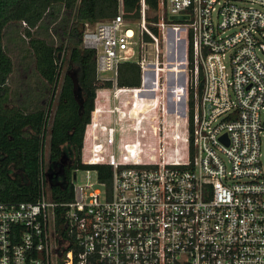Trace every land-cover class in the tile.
I'll use <instances>...</instances> for the list:
<instances>
[{
    "label": "built area",
    "instance_id": "2783aa9c",
    "mask_svg": "<svg viewBox=\"0 0 264 264\" xmlns=\"http://www.w3.org/2000/svg\"><path fill=\"white\" fill-rule=\"evenodd\" d=\"M139 5L137 21L119 9L81 37L113 89L96 92L80 162L110 166V188L74 170L71 200L55 202L42 165L35 201L0 202V264H264V0H158L149 23ZM121 62L139 66L138 87L116 86ZM104 92L122 98L105 109ZM151 110L163 115L154 147Z\"/></svg>",
    "mask_w": 264,
    "mask_h": 264
},
{
    "label": "trees",
    "instance_id": "16d2710c",
    "mask_svg": "<svg viewBox=\"0 0 264 264\" xmlns=\"http://www.w3.org/2000/svg\"><path fill=\"white\" fill-rule=\"evenodd\" d=\"M157 1L145 0L148 23L157 21L156 14H148V10H157ZM119 3L120 0H0V202L10 205L20 201H35L39 194L42 165L51 174L48 192L50 199L55 202L71 200L72 173L78 168L94 169L98 181L105 188H110V166L80 162L84 127L89 122L96 92L100 88L112 87L111 81L100 82L97 79L96 53L81 45V37L85 22L112 18L118 12ZM121 5L125 18H139V0H121ZM57 20V27L60 28L59 33H56L57 44L49 42L44 36L34 35L36 29L47 33L48 25ZM11 22L25 25L35 73L45 97L50 91L54 92L61 65L65 66L52 116L53 95L47 99L46 108L31 102L33 105L29 109L26 104L10 100L11 91L7 80L13 64L2 40L5 27ZM149 26L159 36L157 28ZM53 31L56 32L55 27ZM145 39L149 37L145 36ZM167 48L169 53L168 44ZM177 64L167 66H174L172 72L178 75L183 69L182 64ZM139 84V66L133 62L119 63L116 86L138 87ZM201 87L202 75L199 73L198 93ZM136 96L139 104L142 96L139 93ZM97 99L100 102L101 96ZM192 102L193 89L189 93L190 106ZM143 105H138L142 111L145 109ZM45 146L48 149L46 162L43 157ZM57 222H60L58 217Z\"/></svg>",
    "mask_w": 264,
    "mask_h": 264
},
{
    "label": "rangeland",
    "instance_id": "374dc122",
    "mask_svg": "<svg viewBox=\"0 0 264 264\" xmlns=\"http://www.w3.org/2000/svg\"><path fill=\"white\" fill-rule=\"evenodd\" d=\"M118 6H119L118 10L122 9L121 0H120V3ZM148 14H149V16H153L154 14H156V11L148 10ZM132 21L135 22V21H137V19L132 20ZM57 26H58V20L55 21L54 24L48 25L49 30L47 31V33H45L41 29H36V32L34 33V35L35 36L36 35L44 36L49 42L57 44L58 43V39H57L58 37H57L56 33H59V30H60V28ZM54 27L56 29V32L53 31ZM132 27L135 31H137V24H132ZM2 41H3L4 49H5L6 53L10 56V58L12 60V64H13L12 72L10 73L8 80H7V84L9 86L10 91H11V93H10L11 102H12V100H14V102L17 104H22V105L26 104L29 109H31V106L33 105V104H31V102L35 103V105L40 104L39 106L46 108L47 99H49L51 97V95H53L54 96L53 106L51 107V110H50V116H52L54 109H55L56 102H57L56 98H57L58 93H59V88H60V83H61V74L65 68L64 64L61 65L60 77H59L58 82L55 86L54 92L50 91L48 96L45 97L44 96L45 94L43 93L44 90L42 88V84L39 80V77L35 73L34 57H33V54L31 53V51L28 47L27 37L25 36V25H24V23H21V22L9 23L3 31V40ZM160 46L163 47V43L162 44L160 43ZM144 48H145L144 53H146L149 57H151L152 51H153L152 45L147 44ZM259 56L261 59L264 60V54L263 53H259ZM168 62H169V59H168ZM100 89H103V88H100ZM110 89L112 90L113 87ZM111 90H110V93H111ZM34 98L37 100H35ZM121 98H122L121 95L116 96L115 98L111 95L110 102H107L105 105L102 103V99H100L101 107H103L105 109H107L109 107H113V106L118 104V99H121ZM126 98L129 99V97H126ZM123 99H124V97H123ZM37 103H39V104H37ZM161 104H163V102L162 103L159 102L157 109H159V107H161ZM168 109H169V107H168ZM167 115H168V113H167ZM100 116H101V118H103L105 116V119L106 118L109 119L108 114L105 112L100 113ZM144 116H145L144 122L141 123V125L143 126L144 130L147 133L145 134L146 137L142 138V140L144 142L150 143L151 144L150 147H154L157 144V136H153L151 133V130L153 129L152 127H154L157 129L158 133H160V131L162 130V126H163V124H162L163 115H161L160 110H159V114H157V110H156V112H153L151 110L149 115H148V113H145ZM114 119H115V114L112 115L111 121H109V125H111V126L115 125V121H113ZM168 120H170V119L168 118ZM169 122H171V121H169ZM120 136H121L120 131L115 133L114 143L111 146V152L113 153L115 158H117V153H118L117 141L119 140ZM47 145H48V143H47ZM47 154H48V149H47V146H45L44 155H43L44 162H46V160H47ZM156 159H157V157H156ZM88 170L89 171L86 172V169L78 168L75 171L77 183L92 182V183H94V186L99 187V185L96 183L97 174H96L95 170L92 168H89Z\"/></svg>",
    "mask_w": 264,
    "mask_h": 264
},
{
    "label": "crops",
    "instance_id": "0c3cea01",
    "mask_svg": "<svg viewBox=\"0 0 264 264\" xmlns=\"http://www.w3.org/2000/svg\"><path fill=\"white\" fill-rule=\"evenodd\" d=\"M112 88V87H111ZM108 89H110V88H108ZM109 91V90H108ZM102 99V103L105 105L107 102H110V99H111V94L109 95V92L107 93V92H104V95H103V98H101ZM95 101V100H94ZM109 118H111L112 117V115H109L108 116Z\"/></svg>",
    "mask_w": 264,
    "mask_h": 264
},
{
    "label": "water",
    "instance_id": "95a60500",
    "mask_svg": "<svg viewBox=\"0 0 264 264\" xmlns=\"http://www.w3.org/2000/svg\"><path fill=\"white\" fill-rule=\"evenodd\" d=\"M48 178H51V174L47 173ZM75 180V174L72 175V181Z\"/></svg>",
    "mask_w": 264,
    "mask_h": 264
}]
</instances>
